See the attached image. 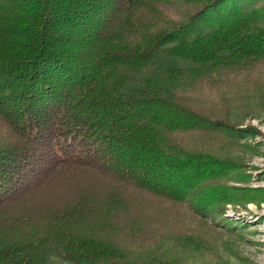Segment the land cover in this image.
Here are the masks:
<instances>
[{
    "label": "trees",
    "instance_id": "1",
    "mask_svg": "<svg viewBox=\"0 0 264 264\" xmlns=\"http://www.w3.org/2000/svg\"><path fill=\"white\" fill-rule=\"evenodd\" d=\"M256 1L0 0V264H182L172 249L134 250L111 234L121 232L115 218L142 228L120 194L36 199L67 169H97L218 216L222 204L256 198L219 181L237 163L174 137L240 136L191 95L264 60ZM172 3L188 5L180 18L159 6Z\"/></svg>",
    "mask_w": 264,
    "mask_h": 264
},
{
    "label": "rangeland",
    "instance_id": "2",
    "mask_svg": "<svg viewBox=\"0 0 264 264\" xmlns=\"http://www.w3.org/2000/svg\"><path fill=\"white\" fill-rule=\"evenodd\" d=\"M263 3L264 0H257L252 5ZM159 6L174 19L180 18L188 7L178 3ZM225 76L204 81L191 95V105L210 118L232 122L233 131L240 136L225 131L188 130L175 133L174 137L187 149L211 152L237 163L219 181L250 193L256 197L253 200L222 204L223 214L218 216L195 210L190 200L174 201L93 168L58 173L43 192L37 193L36 199L54 194L66 196L81 188L100 195L113 192L126 199L131 217L142 221L138 231L136 224L128 226V218H115L121 232L110 229L117 240L134 250L172 249L182 264H264V60ZM190 236L199 240L195 249L187 248L188 242L183 240ZM52 259L58 262L57 258Z\"/></svg>",
    "mask_w": 264,
    "mask_h": 264
}]
</instances>
